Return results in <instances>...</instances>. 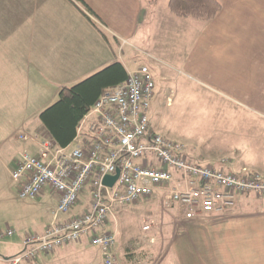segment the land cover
<instances>
[{"label": "crops", "instance_id": "obj_1", "mask_svg": "<svg viewBox=\"0 0 264 264\" xmlns=\"http://www.w3.org/2000/svg\"><path fill=\"white\" fill-rule=\"evenodd\" d=\"M145 1L0 0V153L6 157L13 156L14 168L25 151L16 155L13 143H26V151L38 150L35 144L22 141L19 136H47L42 122L38 121L39 114L57 101L60 89L121 61L122 53L130 42H139L141 38L146 45H151V49L154 46L174 58L179 72L187 74L206 90L249 107L255 113L264 114V0H220L221 11L207 21L177 17L170 10L160 9L158 4L149 9ZM145 55L152 58L148 52ZM122 63L127 70L140 67L128 68ZM28 118L36 119L33 126L27 127ZM153 124L150 120V125L156 130ZM246 140L250 142V138H241L238 149L249 147ZM228 160V172H241L247 168L250 172L264 173L263 154H256L251 159L240 155L237 159ZM221 162L213 165L221 166ZM156 165L160 166L158 162ZM170 171L183 187L181 172L174 168ZM160 195L161 192H155L116 212L119 233V219L124 220L123 226L130 224L127 214L143 212L150 218L143 220L141 234H128L130 244L124 249V254L128 260L137 261L136 264H162L171 250L170 243L176 241L178 234L188 239L195 232L210 231L218 223L216 219L230 217L236 209L240 211L253 204L264 207V195L244 194L224 213H202L190 217L183 215L178 203L163 208ZM30 202L26 213L15 218L25 222L24 218L33 216V210L38 212L44 207L45 222L41 221L43 217L39 220L33 217L36 226L33 233H43L51 221L56 198L50 189H46ZM3 210L5 219L12 221L14 217L8 215L15 212L7 210L6 206ZM200 216L205 221L196 218ZM263 216L264 213L254 215ZM145 225H150V228L144 230ZM260 225L263 231L264 223ZM6 228L11 226L5 223L3 230ZM113 228L114 220L111 218L101 231ZM189 229H193V233L192 230L189 233ZM22 232L18 239H12L18 235L17 231L3 238L1 242L9 250L0 254V264H10L2 257L11 258L22 252V243L28 233ZM118 238L117 234L115 250ZM254 241L257 244L262 240L258 236ZM85 247H94L87 237L80 243L67 244L55 253L20 264H36L40 259V263H51V257L61 258L67 253H72L71 257L68 260L64 258V261H72ZM196 251L194 255L199 264H210ZM252 261V264H264L260 256L257 261Z\"/></svg>", "mask_w": 264, "mask_h": 264}, {"label": "built area", "instance_id": "obj_2", "mask_svg": "<svg viewBox=\"0 0 264 264\" xmlns=\"http://www.w3.org/2000/svg\"><path fill=\"white\" fill-rule=\"evenodd\" d=\"M155 87L149 66L127 70V78L104 92L80 122L75 144L60 147L48 134L19 136L38 148L23 152L12 171L19 198L36 200L50 189L57 202L44 232L27 233L22 252L2 260L32 261L87 237L101 253L95 264H117L116 212L125 206L161 192L163 208L178 203L184 216L195 217L224 213L244 194L264 195V173L228 172V159L221 166L196 163L183 144L154 130L149 110ZM171 168L181 172L183 187ZM117 170L115 183L105 185L104 177ZM111 218L114 228L101 231ZM14 233L1 229L0 242Z\"/></svg>", "mask_w": 264, "mask_h": 264}, {"label": "rangeland", "instance_id": "obj_3", "mask_svg": "<svg viewBox=\"0 0 264 264\" xmlns=\"http://www.w3.org/2000/svg\"><path fill=\"white\" fill-rule=\"evenodd\" d=\"M168 1L146 0L145 6L153 9L154 5L158 4L160 9L169 12ZM138 40L139 42H130V45L124 49L121 61L128 68L147 64L153 72L156 87L149 116L158 132L183 144L192 160L204 164L219 165L218 163L223 159L234 160L240 155L249 159L256 154L264 155V114L255 113L249 107L245 108L220 97L215 92L206 90L187 74L179 72L178 63L176 64L174 58L155 49L154 46L151 49V45H146L142 38ZM147 52L152 58L145 55ZM31 119L28 118L27 127L35 124L36 119ZM38 121L40 122L39 119ZM255 127L258 129L256 130ZM237 137L238 139H235ZM245 137L250 138V142L246 140L249 147L238 149L237 145L240 144L241 138L245 140ZM13 144L16 155L21 151H26L25 148L28 146L19 141ZM201 156L204 158L200 159ZM12 157L11 155L6 157L5 154L0 153V230L3 229L5 223H8L11 228L17 229L15 230L18 235L12 239H18L22 231V233H31L36 229L33 217L34 219L37 217L38 220L43 217L41 221L45 222L46 210H43L44 207L38 212L33 210V216L24 218L25 222L15 218L20 217L17 215L26 213V208L32 202L19 198L18 183L12 178L14 169ZM255 169L262 168L255 167ZM4 206L7 210L15 212L8 215L14 217L12 221L7 217L5 219ZM235 213L227 218L216 219L218 223L210 231L201 230L193 233V229H189V233L192 230L193 237L188 239L178 234L176 241L170 243L171 250L162 264H199L194 255L196 248V252L205 257L210 264H252L254 262L252 260L257 261L259 256L264 259V230L259 228L260 224L264 223V216L254 217V215H263L264 207L253 204L240 211L236 209ZM237 215L241 216L236 217ZM244 215H253L254 218ZM126 216L130 224L123 226L124 220H118L120 233L118 226L119 238L114 251L117 255V264H136L137 261L126 258L124 249L130 244V232L141 234L143 220L149 217L143 212ZM196 218L205 221L203 216ZM258 236L262 244H256L254 241L255 238L258 239ZM8 250L5 244L0 242V254ZM71 254L67 253L61 258L55 255L51 257V263H40V259L36 264H92L101 261L100 252L94 247H85L72 261L65 262L64 258L70 259Z\"/></svg>", "mask_w": 264, "mask_h": 264}, {"label": "trees", "instance_id": "obj_4", "mask_svg": "<svg viewBox=\"0 0 264 264\" xmlns=\"http://www.w3.org/2000/svg\"><path fill=\"white\" fill-rule=\"evenodd\" d=\"M168 7L177 17L207 21L218 15L222 3L220 0H169ZM89 21L92 22L91 18ZM126 78L125 65L117 61L74 85L63 86L57 101L39 114L46 133L60 147L71 145L77 138L80 122L97 99Z\"/></svg>", "mask_w": 264, "mask_h": 264}, {"label": "water", "instance_id": "obj_5", "mask_svg": "<svg viewBox=\"0 0 264 264\" xmlns=\"http://www.w3.org/2000/svg\"><path fill=\"white\" fill-rule=\"evenodd\" d=\"M119 170L114 175H107L103 179V183L107 186H112L119 177Z\"/></svg>", "mask_w": 264, "mask_h": 264}]
</instances>
